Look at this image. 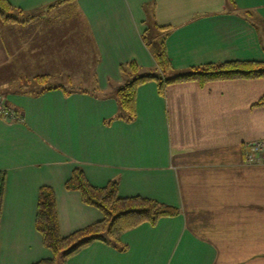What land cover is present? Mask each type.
<instances>
[{"label": "crops", "instance_id": "1", "mask_svg": "<svg viewBox=\"0 0 264 264\" xmlns=\"http://www.w3.org/2000/svg\"><path fill=\"white\" fill-rule=\"evenodd\" d=\"M8 1L20 13L0 21V92L22 119L0 116V264L53 256L35 226L42 185L62 235L102 218L65 188L76 166L95 186L116 180L120 196L180 213L124 232L125 249L94 241L66 264H264V162L245 161L246 144L264 138V77L176 82L163 95L146 82L133 121L117 118L115 95L120 65L156 68L161 43L177 71L264 60V0ZM75 13L80 26H68ZM77 43L88 60L74 72L63 65Z\"/></svg>", "mask_w": 264, "mask_h": 264}, {"label": "trees", "instance_id": "2", "mask_svg": "<svg viewBox=\"0 0 264 264\" xmlns=\"http://www.w3.org/2000/svg\"><path fill=\"white\" fill-rule=\"evenodd\" d=\"M66 1L69 0H60L56 4ZM231 4L235 6L234 2ZM18 13L20 9L13 7L8 0H0V19L3 22L19 21ZM154 56L156 60L154 69H143L135 61L120 65L124 81L115 90L120 109L117 118L127 121L135 119L137 90L140 85L149 81L156 82L159 94L163 95L166 86L176 82L197 81L204 85L215 80L264 77V60L206 63L177 71L174 70L163 43L159 47L155 46ZM40 78L48 79L43 75ZM256 105L264 106V95ZM5 181L6 174L1 172L0 218ZM65 188L80 192L82 201L99 209L102 218L66 236L62 235L55 191L49 185H42L38 191L35 226L41 235L43 245L52 251L53 256L33 264H66L71 256L94 241L125 249L126 246L121 243L124 232L142 223L155 224L162 217L176 216L180 213L178 207L156 199L141 195L120 196L116 180H111L102 187L95 186L89 182L81 166L74 167L70 177L65 181Z\"/></svg>", "mask_w": 264, "mask_h": 264}, {"label": "rangeland", "instance_id": "3", "mask_svg": "<svg viewBox=\"0 0 264 264\" xmlns=\"http://www.w3.org/2000/svg\"><path fill=\"white\" fill-rule=\"evenodd\" d=\"M79 19H80V15H78L77 13H75V15H73V18L71 19V20H69L68 21V26H72V25H79L80 26V23L82 22H80L79 23ZM0 21H2L1 19H0ZM3 22V21H2ZM5 23H11V22H6L5 21ZM66 32H67V28H63L62 29V36H63V42H65V34H66ZM71 36V33H70V35H69V37ZM70 41V40H69ZM88 41V40H87ZM88 43V45H91L90 44V41H88L87 42ZM78 44V49H76L75 51H73V52H71V53H68L67 55H66V58H65V61H67V63H65L63 66L64 67H66V68H72V71H74V72H77V71H79V69H84V68H86V65H87V60L88 59H86L87 57H85V54H86V50H84V47H83V44H81V43H77ZM76 48V47H75ZM72 49H74V48H69V50L70 51H72ZM90 50V49H89ZM69 61H71V63L69 64ZM69 65V66H68ZM42 75H37L36 77V81H43V82H45L44 80L45 79H43V78H40ZM43 76H46V75H43ZM39 78V79H38ZM33 79V78H32ZM32 79H30V80H32ZM52 82H54V81H52ZM70 82L71 83H73V85H76V83L78 82V81H76V80H70ZM88 86V85H87ZM1 94H2V96L5 98V100H6V102L8 103V101H7V99H6V96L2 93V92H0ZM8 105H9V103H8ZM10 106V105H9ZM11 107V106H10ZM1 116V115H0ZM21 116V115H20ZM2 117V116H1ZM3 118V117H2ZM8 121V120H7Z\"/></svg>", "mask_w": 264, "mask_h": 264}, {"label": "built area", "instance_id": "4", "mask_svg": "<svg viewBox=\"0 0 264 264\" xmlns=\"http://www.w3.org/2000/svg\"><path fill=\"white\" fill-rule=\"evenodd\" d=\"M0 115L8 121H20L21 114L13 107H10L0 93ZM245 161L252 163L257 160L264 162V138L251 141L246 144Z\"/></svg>", "mask_w": 264, "mask_h": 264}]
</instances>
